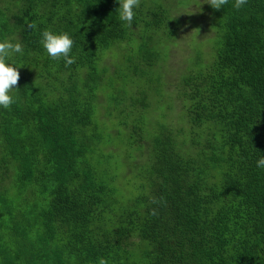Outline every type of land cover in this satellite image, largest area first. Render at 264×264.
<instances>
[{"label": "trees", "instance_id": "1", "mask_svg": "<svg viewBox=\"0 0 264 264\" xmlns=\"http://www.w3.org/2000/svg\"><path fill=\"white\" fill-rule=\"evenodd\" d=\"M209 3L139 0L129 26L116 0H0L24 48L0 109V264H264V0Z\"/></svg>", "mask_w": 264, "mask_h": 264}, {"label": "clouds", "instance_id": "2", "mask_svg": "<svg viewBox=\"0 0 264 264\" xmlns=\"http://www.w3.org/2000/svg\"><path fill=\"white\" fill-rule=\"evenodd\" d=\"M247 0H234L233 8L240 9ZM118 7L116 11L122 22L131 26L135 9L138 7L139 0H116ZM228 0H210V5L214 9L222 8ZM40 43L49 57L54 60L63 59L65 65L74 63V57L70 55L73 47V39L66 31L45 29L40 33ZM24 48L16 38H0V109H8L15 103L12 91L16 89L19 79L16 57L22 56ZM258 168H264V155L256 161ZM103 264V262H101Z\"/></svg>", "mask_w": 264, "mask_h": 264}, {"label": "rangeland", "instance_id": "3", "mask_svg": "<svg viewBox=\"0 0 264 264\" xmlns=\"http://www.w3.org/2000/svg\"><path fill=\"white\" fill-rule=\"evenodd\" d=\"M192 8H193L192 17H194V18H191V19H195L198 22V24H195V22H191V19H190L188 21V23L184 27L182 37L177 41L176 45L173 46L172 52H171V61L169 62L168 70H167V72L170 73V74H171V71L173 70L172 68L179 61L180 56L183 55V53L186 51L185 49L188 48L189 45H190L191 36L189 34H192L193 32L197 31V29H195L196 25H199L200 27H203V25H202V23H203L202 19L203 18H202L201 14H200L201 10L198 9V7H196V6H192Z\"/></svg>", "mask_w": 264, "mask_h": 264}]
</instances>
